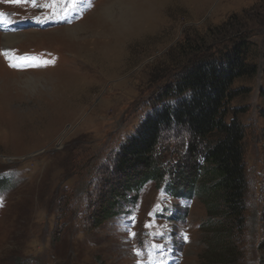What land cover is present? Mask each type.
<instances>
[{
  "label": "rangeland",
  "instance_id": "374dc122",
  "mask_svg": "<svg viewBox=\"0 0 264 264\" xmlns=\"http://www.w3.org/2000/svg\"><path fill=\"white\" fill-rule=\"evenodd\" d=\"M139 4L148 5V18L140 30L131 26L129 36L118 38L119 15L131 16ZM242 32L253 43L250 62L259 68L256 77L235 85L241 93L232 102L246 110L239 120L247 216L249 228L253 222L257 229L245 238L242 262L264 264L256 222L263 206L264 0H96L78 25L21 31L13 45L0 33V177L7 186L0 189V264H140L153 233L169 235L166 264H201L205 245L198 230L207 216L197 198L166 199L163 184L149 183L136 205L123 204L102 225L94 228L89 216L102 206L103 177L107 190L124 182L105 159L111 161L152 110L167 80L154 82L180 59L179 47ZM164 203L173 207V220L157 219ZM130 212L136 219L128 227Z\"/></svg>",
  "mask_w": 264,
  "mask_h": 264
},
{
  "label": "trees",
  "instance_id": "16d2710c",
  "mask_svg": "<svg viewBox=\"0 0 264 264\" xmlns=\"http://www.w3.org/2000/svg\"><path fill=\"white\" fill-rule=\"evenodd\" d=\"M202 42L181 45L180 59L154 82L167 80L153 96L152 110L111 155V161L105 159L114 178H124V182H111L107 190L103 177L97 195L102 206H93L89 217L98 227L114 218L123 204H135L145 185L160 187L168 180L171 197L197 198L205 209L207 219L198 230L205 245L201 264H245V238L257 234V229L253 222L249 228L247 216L250 188L245 131L239 120L246 110L234 109L232 102L241 93L235 85L256 77L259 68L250 62L253 43L245 32L215 44ZM261 96L264 100V91ZM175 131L180 132L177 139L170 137ZM262 141L264 156V131ZM94 182H98L96 177ZM262 200L256 222L261 237L258 249L264 251V177Z\"/></svg>",
  "mask_w": 264,
  "mask_h": 264
},
{
  "label": "bare ground",
  "instance_id": "6f19581e",
  "mask_svg": "<svg viewBox=\"0 0 264 264\" xmlns=\"http://www.w3.org/2000/svg\"><path fill=\"white\" fill-rule=\"evenodd\" d=\"M147 8H148V5L144 6L142 4L134 6L133 8H131L132 11H134V13L131 16L123 14V12H122V16H124V17L122 18V16L119 15V17H118L119 22H118V24H117V26L115 28V30H117L120 33L119 34H115V35L118 38H125V37L129 36V34L125 33V32H126V29L131 27V26H134V30H138V29L140 30V28L142 27L144 21L146 20V18H148V14H145ZM133 9H135V10H133ZM132 11H130V12H132ZM101 16H102V14H101ZM78 24H80V22ZM78 24H75V25H78ZM75 25H73V26H75ZM57 28H59V27H57ZM79 28L76 29V30H80ZM109 31H110V29H109ZM55 33H61V32H55ZM109 33L112 34L113 31H111ZM3 36H4V34H3ZM19 37H22V33L5 34V36L2 37V38H4L3 42L5 41L6 45H13V44H15V42L17 41V39ZM71 37H72V39H75L77 36L73 33V35Z\"/></svg>",
  "mask_w": 264,
  "mask_h": 264
},
{
  "label": "snow or ice",
  "instance_id": "6c2138e0",
  "mask_svg": "<svg viewBox=\"0 0 264 264\" xmlns=\"http://www.w3.org/2000/svg\"><path fill=\"white\" fill-rule=\"evenodd\" d=\"M147 226H149V227H150V225H147ZM185 239H187V237H185ZM154 247H155V245H154ZM136 254H137V255H139L140 253H138V252H137Z\"/></svg>",
  "mask_w": 264,
  "mask_h": 264
}]
</instances>
